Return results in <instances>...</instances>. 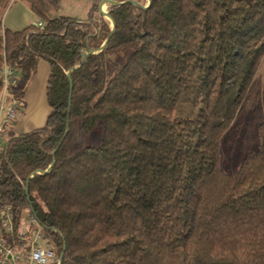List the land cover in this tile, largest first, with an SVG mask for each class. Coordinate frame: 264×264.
<instances>
[{
    "label": "trees",
    "instance_id": "16d2710c",
    "mask_svg": "<svg viewBox=\"0 0 264 264\" xmlns=\"http://www.w3.org/2000/svg\"><path fill=\"white\" fill-rule=\"evenodd\" d=\"M13 1L0 0V67L17 69L22 99L39 62L50 68L45 124L0 153L14 249H29L16 236L27 214L52 264H264V121L234 173L221 163L264 57V0L123 1L110 19L100 0L86 19L20 0L44 24L11 31Z\"/></svg>",
    "mask_w": 264,
    "mask_h": 264
},
{
    "label": "rangeland",
    "instance_id": "374dc122",
    "mask_svg": "<svg viewBox=\"0 0 264 264\" xmlns=\"http://www.w3.org/2000/svg\"><path fill=\"white\" fill-rule=\"evenodd\" d=\"M138 4V3H137ZM141 5H148L147 0H141ZM147 4V5H146ZM114 5V4H110ZM104 12H107L106 5H99ZM68 10V9H67ZM56 13V12H55ZM57 15V14H56ZM107 18V17H106ZM37 19L44 24V20L37 16ZM109 19V18H107ZM38 24V23H37ZM32 25V24H31ZM33 78V77H32ZM31 78V80H32ZM29 81L27 87L29 86ZM43 102V103H42ZM40 105L36 106L37 111L41 118H45L49 114V106L47 100H43ZM30 103L23 100L20 108V116L30 108ZM33 108V107H31ZM264 121V57L261 59L257 73L253 80V83L249 89L248 96L245 99L238 115L231 125V127L225 133L222 141L221 148V163L222 166L229 172L234 173L238 169V164L242 158L249 152L257 148L259 143L258 126ZM37 122V128L42 127L45 123L43 121ZM10 135V134H9ZM101 141V133H96L84 136L81 142V147L86 145H98ZM38 226L31 222V219L27 214L24 215L20 227L17 230L16 236L19 241L27 240L28 246L31 245L37 235L43 237V233ZM38 246L50 247L55 250L53 245L48 244L46 240L40 241Z\"/></svg>",
    "mask_w": 264,
    "mask_h": 264
},
{
    "label": "built area",
    "instance_id": "2783aa9c",
    "mask_svg": "<svg viewBox=\"0 0 264 264\" xmlns=\"http://www.w3.org/2000/svg\"><path fill=\"white\" fill-rule=\"evenodd\" d=\"M39 27L43 23H38ZM21 78L17 69L13 68L6 59L0 67V153L10 136V129L20 117V108L23 99L19 96ZM35 225L36 221L31 219ZM14 233L12 215L7 212L3 216V224L0 228V264H52L56 252L53 248L42 247L37 244L43 240L37 235L29 249L17 251L7 238Z\"/></svg>",
    "mask_w": 264,
    "mask_h": 264
},
{
    "label": "crops",
    "instance_id": "0c3cea01",
    "mask_svg": "<svg viewBox=\"0 0 264 264\" xmlns=\"http://www.w3.org/2000/svg\"><path fill=\"white\" fill-rule=\"evenodd\" d=\"M123 1H134L140 4L141 0H100L99 5L104 4L107 7L112 3H121ZM147 2L149 3V0H147ZM91 5V0H63L59 11L56 13L54 12L52 16H66L77 19H86L88 17ZM39 22L41 21L37 19V15L31 11L25 2L20 0H14L3 17L4 27L11 31H21L29 25H35ZM49 73L50 68L48 63L45 61H40L37 71L33 76L29 86L26 88L23 97L25 103L27 100L28 103H30V106L33 108L30 107L26 113L19 117L16 123L11 127L10 135H20L27 133L37 129L38 121H41L40 123L46 121L45 118L40 117L36 106L40 105V103L46 99Z\"/></svg>",
    "mask_w": 264,
    "mask_h": 264
},
{
    "label": "water",
    "instance_id": "95a60500",
    "mask_svg": "<svg viewBox=\"0 0 264 264\" xmlns=\"http://www.w3.org/2000/svg\"><path fill=\"white\" fill-rule=\"evenodd\" d=\"M130 3H132L133 5H135V6H138V7H141L140 5H138L136 2H134V1H129ZM112 4H117V3H112ZM150 5V0H149V3H148V5L147 6H144L143 8L144 9H146L148 6ZM100 12L105 16V17H107V18H109L110 19V17L107 15V12H104L103 10H102V8L100 7ZM112 21V20H111ZM112 26H113V30L115 29V24H114V22L112 21ZM105 47V43L102 45V47L98 50V51H96V52H99L100 50H102L103 48ZM92 53H95V52H92ZM72 71H70L68 74H70ZM51 167V166H50Z\"/></svg>",
    "mask_w": 264,
    "mask_h": 264
}]
</instances>
